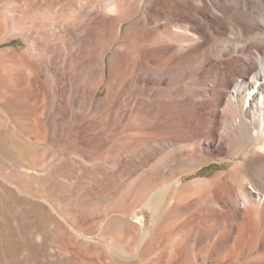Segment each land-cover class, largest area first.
<instances>
[{"label":"bare ground","instance_id":"6f19581e","mask_svg":"<svg viewBox=\"0 0 264 264\" xmlns=\"http://www.w3.org/2000/svg\"><path fill=\"white\" fill-rule=\"evenodd\" d=\"M18 39L0 52V108L37 120L80 65L87 132L125 144L108 179L162 165L136 202L150 230L110 220L107 264H264V0H0V44Z\"/></svg>","mask_w":264,"mask_h":264},{"label":"rangeland","instance_id":"374dc122","mask_svg":"<svg viewBox=\"0 0 264 264\" xmlns=\"http://www.w3.org/2000/svg\"><path fill=\"white\" fill-rule=\"evenodd\" d=\"M13 47L23 49L26 45L18 39L0 44V52ZM82 69L78 65L72 72L75 82L71 81V88L67 87V91L72 90L70 93L62 92L65 97L59 91L57 95L50 92L51 97L42 104L46 111L37 120L27 114H17L14 108L10 113L0 108V264H107L110 220L115 221L116 226L112 228L123 233L136 231L135 225L139 232L150 230L151 221L136 202L143 191L141 186H146L144 182L150 179L151 170H159L162 165L138 167L141 170L125 168L123 179H108L109 150L120 154L125 144L121 140L93 137L87 132L93 124L79 116L83 109L72 100L77 95V87L85 84ZM5 78L0 69V82ZM51 107L54 114L47 118ZM105 110L96 111L100 115L97 120L105 117ZM34 132L44 136L46 142L35 144ZM214 163L216 166L185 176L182 182L210 178L234 164L230 159L224 160L221 166L220 161ZM143 169L149 170L148 174L144 175ZM139 250H126L130 263Z\"/></svg>","mask_w":264,"mask_h":264}]
</instances>
